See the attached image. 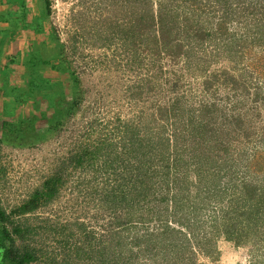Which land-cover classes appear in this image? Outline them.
<instances>
[{
    "label": "rangeland",
    "instance_id": "1",
    "mask_svg": "<svg viewBox=\"0 0 264 264\" xmlns=\"http://www.w3.org/2000/svg\"><path fill=\"white\" fill-rule=\"evenodd\" d=\"M49 1L51 9L50 12L47 11L48 27L53 33L57 49L49 51L47 46H37L35 56L27 57L31 67L23 77L24 87L13 89L11 86L7 93H14L13 98L18 100L29 94L36 85L35 79L39 89L45 81L43 67H53L55 63L61 70H58L59 82H55L57 77L53 78L59 87L58 91H63L66 99L72 102L83 90L85 100L77 115L63 117L66 118V124L60 127H55L57 123L56 118L53 119L54 110L47 107L44 99L39 101V109L26 106L22 107L23 113L13 115L11 122L22 118L28 120L33 116L35 129L27 131L23 139H15L0 132V205L7 213H11L41 187L46 179L57 174L63 165L70 166L65 176L68 181L61 190L59 199L28 220L30 226L38 229L36 242L31 244L34 252L35 249L37 252L43 249L48 254L46 258L59 252V256H63L61 243L73 242L60 233V227L57 226L67 225L71 228L70 224L79 221L88 223L90 229L98 235L114 231L117 235L115 241L123 240V248L114 250L112 246L116 243L109 238V249L116 251V254L110 255L111 259L118 260L122 257L125 261H140L139 263L176 261L177 254L166 251L164 244L157 245L155 249L153 242H144L141 248L137 247L134 251H131L132 245L126 244L157 231L156 227L161 224L158 218L166 219V202L160 206L154 203L155 210L152 211L137 207L133 211L135 216H129L125 209L112 208L109 205L111 201L106 203L104 200L111 187L117 185L118 176L113 169H109L104 176L102 171L97 177L93 171L83 172L81 168H74L70 159L94 141L99 144L98 140L108 137L117 142L119 132L116 129L119 126H139L148 132L149 126L147 129L145 127L150 119L157 117L161 107L168 104H177L184 111L177 112V118L179 115L181 121L179 135L185 140L184 149L187 150L181 156L184 161L182 164L194 156V152L196 157L203 154L198 145V136L202 132L199 115L201 109L210 102H215L219 108L217 115L221 121L218 124L225 126L226 123L230 126L228 130L233 138L239 140L238 144L235 143L241 151L249 147L253 149L256 144L264 147L262 141H259L264 136V100H256L260 87L258 83H262L260 74L264 73V42L257 46L251 44L253 40L263 36L257 31L264 32V0L178 1L190 4V8L185 7L178 18L170 19L172 37H178L176 43L184 47L180 58L170 51H161L154 33L152 34L153 17L157 15L159 0ZM227 4L234 11H230V16L227 14ZM141 20L142 24L137 28ZM135 24L137 25L134 27ZM223 26L225 30L220 31L219 28ZM190 34H194V38L191 36L192 41ZM206 35H211V38L204 40ZM9 76L10 70H6L0 80L7 82ZM214 76L220 78V82L227 79L229 83L221 88ZM46 84L51 85L48 82ZM191 110L194 115L186 113ZM6 111L10 113L9 107ZM240 113L244 115L243 132L235 130L238 127L233 120ZM196 115L197 123L195 120L192 124H186L190 117ZM18 117L20 118L17 119ZM226 117L230 120H226ZM150 125L151 132H157L159 127ZM224 139H227V135ZM193 150L195 151L192 153ZM236 156L237 153L236 161L231 165L232 169H237L232 170V173L236 172L237 175L233 176L232 183L230 176L224 180L227 187L220 188L223 195L219 194L220 186L215 178L210 179L212 184L208 181L199 186L201 179L198 175L185 177L186 170L179 174V180L172 188L170 196L177 195L182 205V211L176 217L185 222L171 220V225L186 234L191 233L192 249L181 254L180 261H185L183 264H192L193 261L196 264H264L262 228L258 233L250 234L247 239L244 237L242 244H237L212 224L211 218L221 208H227L231 204L237 210L236 200L231 199L237 196L234 194L235 186H241L246 177V167L241 168L242 163ZM104 159L106 155H103L102 160ZM257 166L260 172L264 171V156L258 158ZM183 169L185 166L181 170ZM158 179L159 177L149 184L151 188L154 186V192L156 187H162V184L156 183ZM190 181L194 183L193 186ZM198 191L202 192L203 199L197 198ZM168 194L165 188L159 198ZM219 195L223 198L221 202ZM200 205H204L202 220L194 223V206ZM138 217H144V221H140ZM128 219H131L129 224ZM235 220L230 221V224L235 223ZM117 221L123 222V226H130L120 227ZM188 222L191 225L194 223V227H187ZM200 239H208L209 243H213V253L203 254L198 246ZM6 244L8 247L13 245L9 241ZM14 245H17L14 247L19 251L20 244L17 242ZM139 249L142 252H138ZM7 259L4 255L0 257V264H12Z\"/></svg>",
    "mask_w": 264,
    "mask_h": 264
},
{
    "label": "trees",
    "instance_id": "2",
    "mask_svg": "<svg viewBox=\"0 0 264 264\" xmlns=\"http://www.w3.org/2000/svg\"><path fill=\"white\" fill-rule=\"evenodd\" d=\"M125 1L128 2V0ZM178 1L180 0H159L157 15L153 17L152 29L154 32H152V34L154 33L153 35L161 51L162 49L170 51L174 56L180 58L182 56L180 52L183 51L184 47L176 43L179 39L178 37H172L173 31L172 27H170V19L171 17L178 18L181 13L185 11V7L190 8V4H187L188 2L182 4ZM222 1L226 2V0ZM46 3L47 11L50 12L51 3L49 0H47ZM231 8L232 6L227 4L226 9L228 16L234 12ZM195 10L197 11L196 7ZM230 11L232 12L230 13ZM230 18L234 19V17ZM141 24L142 20L138 25L135 24L134 27L137 25L138 28ZM132 29L130 30L132 31ZM219 30H225L224 26L223 28H219ZM226 30H228V28ZM257 32H261L263 36L253 40L251 42L252 46L261 45L262 42H264V32ZM191 36L190 34V41H192ZM192 37L194 38V34ZM210 38L211 35H206L204 40ZM174 49L177 51H173ZM57 67V65L54 66L55 70L61 71L60 68L58 69ZM214 77L217 79V83L221 88H224L229 83L227 79L220 82V78L217 76ZM260 77L262 83H258L260 87L256 93L257 102L264 100V73L260 74ZM76 80L79 81V79ZM233 81L237 83L234 78ZM47 82L51 83V85H47ZM35 83L36 85L31 88L29 94L22 96L23 99L20 103L22 105L30 100H34L35 109H39V101L41 99L46 100L47 107L50 106V108L54 110L53 119L56 118L55 122L57 123L55 127L66 124V122H64L66 120V118H63L64 116L67 115L70 117L72 114L75 116V114L77 115L78 111L82 109V104L85 100L83 99V90L80 91L74 101L69 102L66 99L65 93H63V91H58L57 88L59 87L54 83V79H47L45 77V81H43L44 85L40 83L42 87L40 86L39 89L37 88L38 82L36 79ZM30 85L32 86V84ZM54 86H56V88ZM193 110L186 111V113L191 112L192 115H194ZM160 111V114L157 115V117L153 116L150 119V123L145 127L147 129L149 126L148 132L143 131L139 126H119V128L116 129L117 132H119L116 137L118 138L117 142H113L114 139L108 137L104 140H98L99 144L94 141L93 144L90 143L86 146L81 153L72 157V159H70V164L74 165V168H81L83 172L86 170L93 171L97 177L100 176V172L103 171L102 176H104L109 169H113L114 173L118 176L116 178L117 185L111 187L110 191L105 195L104 200L106 203L111 201L109 205H111L112 208L120 207L125 209L129 212V216H135L133 211L136 210L137 207L141 210L147 209L152 211V209L155 210L154 203L160 206V204L166 202V219H162V217L158 218L161 224L159 227H156L155 230L157 231H153L150 234L147 233L148 236L144 238H135L126 244L129 246L132 245L131 251H134L137 247L141 248L144 242H153L155 249H157V245L164 244L166 251L170 250L173 251L174 254H177L176 261H145L146 263H139L140 261H125L122 257L118 260L116 258L111 259L112 256L110 255L116 254V251L113 252L109 249L107 245L110 240L109 238L111 237L113 242L116 243V245L112 246L114 250L123 248V240L119 238L121 240L116 242L115 238L117 235L114 231L108 234L98 235L90 229L88 223L79 221L70 224L72 226L71 228L67 225L57 226V228L60 227L58 231L64 234L69 241L73 242V244H70L68 241L61 243L62 248L66 250H63L65 256H59L61 253L59 252L58 254H53L46 258L48 254L44 253L43 249H41V251L39 249V252L35 249L34 252L31 244L34 241L36 242L35 235L38 234V229H34L30 226L28 220L38 211L59 199L61 190L68 181L65 179V176H67L66 173L69 171L68 168L70 166L66 167L64 165L57 174L46 179L41 187L35 190L24 203L13 209L11 213H7L0 205V224H2V226L0 225V252L2 257L4 255L6 260L9 258L10 261L8 262L12 264H183L185 261H180V256L181 254H186L191 248L192 240L189 236L191 233L186 234L183 230H179L171 225L173 221H182L176 217L182 211V205L179 203L180 201H178L180 198L175 194L170 196L172 188L178 182L179 174L186 170L185 177L189 176L190 178L193 174L198 175V178L201 179L199 186H201L202 183L207 184L212 177L215 178L219 183L220 187H218V189L221 195L222 191L220 188L226 189L227 187L226 184H224V180L230 176V182L232 183L234 181L233 176L237 175L236 172L232 173V170H237L232 169V162L236 161L235 153H237L236 157H238V161L242 163L241 168H243V166L246 167L244 169L246 177L243 179L244 181L241 186H235L234 194L237 196L231 199L232 201L236 200L235 205H237V210H235L231 204H229L227 208H221V211L219 210V213L211 218L212 224L214 227H218L219 230H222V233L226 235L229 240L235 241L237 244H242L244 237L247 239L250 234L258 233L261 228L264 233V171L260 172L257 166L258 158L264 156V147H259L256 144L253 149L249 147L241 151L236 145L239 140L233 138L228 130L230 126L226 123L225 126H223V124H218V122L221 121L217 115L219 108H217L215 102H210L201 109L202 112L199 115L202 121H200L199 125L202 132L199 133L198 136V145L201 147V153L203 154L196 157L197 154L194 152L195 149L192 151V153L194 152V156H191L188 161L182 164L184 161L181 156L187 150L184 149L185 140L179 135V124L181 121L179 115L177 118V112L179 113V111H183V109L178 107L177 104H168L161 107ZM32 117L33 116L28 120L22 118L15 122H6L0 132L7 136L10 135L15 139H23L27 131L32 132V130L35 129L34 119ZM197 117V115L190 117V119L186 121V124L194 123ZM226 120L229 121L230 118L226 117ZM233 120L238 127L235 130L243 132V113H240L239 117H234ZM197 122L198 120L196 123ZM150 124H153L156 128L159 127L157 132H151ZM226 135L227 139H224ZM259 141H262L264 144V136ZM103 155H106V159L104 160H102ZM158 165L160 166L158 167ZM183 166H185V169L181 170ZM154 167H157V169ZM158 177L159 179L156 183L162 184V187L161 189L156 187L157 190L154 192V186L151 188L149 184ZM190 183L192 186L194 185L192 181H190ZM222 184H224L223 187H221ZM165 188L168 190L169 194L159 198L160 195L163 194ZM160 192L161 194L159 195ZM220 195L218 199L221 202L223 198H221ZM196 196L197 198H202V192H196ZM202 208H204V205H200V207L194 206V223L202 220ZM113 213H116V211H113ZM138 218L140 221H144V217ZM232 220H235V223L230 224ZM117 222L120 227H129L130 225L128 224L131 223V219H128V224L124 226L123 222ZM194 223L191 225L188 222L186 226L190 227L191 225L194 227ZM221 223L224 225H221ZM179 225L183 226L182 223H179ZM225 225L226 227L224 228ZM240 225L242 229H240ZM42 228L43 227H39V229ZM110 228H113L112 225H110ZM73 239L75 240L73 241ZM7 241L13 244L12 247L7 246ZM17 242L20 244L19 251L14 247L17 246L14 245ZM198 246L203 254L210 255L213 253L212 247L214 245L213 243H209L208 239L198 240ZM147 251L150 250L148 249ZM138 252H142V249H139ZM262 255H264V251ZM192 264H196L195 261H193Z\"/></svg>",
    "mask_w": 264,
    "mask_h": 264
},
{
    "label": "crops",
    "instance_id": "3",
    "mask_svg": "<svg viewBox=\"0 0 264 264\" xmlns=\"http://www.w3.org/2000/svg\"><path fill=\"white\" fill-rule=\"evenodd\" d=\"M46 2L47 0H0V76L10 70L7 82L0 80V131L5 122H11L15 113H23L22 106H32L35 109L34 100L21 105L22 97L15 100L14 93H7L11 86L13 89L24 87L23 77L31 67L27 61L28 55L34 57L37 46H47L49 51L57 49L53 33L48 27ZM54 66L55 63L53 67L44 66L43 74L47 79L57 77L55 80L59 82V72ZM8 107L10 113L6 111Z\"/></svg>",
    "mask_w": 264,
    "mask_h": 264
},
{
    "label": "flooded vegetation",
    "instance_id": "4",
    "mask_svg": "<svg viewBox=\"0 0 264 264\" xmlns=\"http://www.w3.org/2000/svg\"><path fill=\"white\" fill-rule=\"evenodd\" d=\"M0 251H1V249H0ZM0 257H2V254H1V252H0Z\"/></svg>",
    "mask_w": 264,
    "mask_h": 264
}]
</instances>
